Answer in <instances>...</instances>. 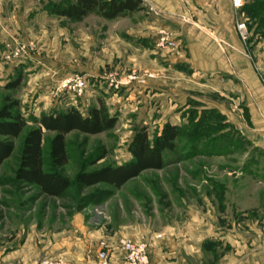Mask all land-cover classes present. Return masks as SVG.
Here are the masks:
<instances>
[{"label":"rangeland","instance_id":"374dc122","mask_svg":"<svg viewBox=\"0 0 264 264\" xmlns=\"http://www.w3.org/2000/svg\"><path fill=\"white\" fill-rule=\"evenodd\" d=\"M57 1L0 0V107L7 96L18 99L28 120L12 156L0 165V264L64 258L59 250L87 233L97 234L98 250L110 238L144 234L159 240L160 251L178 248L184 256L169 262L264 264V148L221 109L207 104L217 99L228 105L210 88L220 86L210 80L217 74L226 77L224 72L192 76V63L178 61L188 57L182 26L197 31L195 48L208 46L205 36L212 34L224 3L178 0L182 8L177 15L174 1L167 11L145 2L144 11L128 17L75 20L49 14V4ZM231 12L235 26L244 18L250 29L249 40H241L245 47L264 43V0H244L241 10ZM213 41L219 48L227 46L221 36ZM146 64L153 69L145 71ZM179 71L187 75L185 90L180 91V77L153 86L176 89L181 100L171 95L158 100L161 92L152 90L148 79L163 73L179 76ZM77 76L85 79L81 95L65 87ZM18 77L17 89L4 87ZM101 100L117 116L116 126L99 134L69 133L64 167L52 164L54 133L44 131L45 169L72 182L62 196L46 195L17 178L24 137L37 126L35 119L70 107L87 114ZM167 123L178 125L180 135L174 151L164 153L163 168L145 170L118 189L77 182L81 172L131 160L135 133L146 130L153 141ZM57 248L58 253L48 252Z\"/></svg>","mask_w":264,"mask_h":264},{"label":"trees","instance_id":"16d2710c","mask_svg":"<svg viewBox=\"0 0 264 264\" xmlns=\"http://www.w3.org/2000/svg\"><path fill=\"white\" fill-rule=\"evenodd\" d=\"M145 8L144 0H61L50 3L48 12L54 16L75 20L91 15L114 20L134 15ZM21 83L22 77H18L4 87L17 89ZM117 122V116L110 113L102 100L97 106L90 108L87 114L75 107L42 114L35 119L37 126L28 129L25 134L17 178L38 187L46 195L62 196L71 187L72 182L58 171L45 169L44 131L54 133L50 150L52 164L55 167H64L69 162L66 138L69 133L79 131L99 134L113 129ZM27 126L28 120L21 112L20 100L7 96L0 107V165L12 156L16 147L15 140L24 134ZM179 135L180 127L170 123L165 124L153 141L146 130H139L129 145L131 160L120 165H107L91 172H81L77 176V182L84 186L107 184L113 188H121L145 170L163 168L164 153L174 151ZM103 155H100L98 160L102 159Z\"/></svg>","mask_w":264,"mask_h":264},{"label":"crops","instance_id":"0c3cea01","mask_svg":"<svg viewBox=\"0 0 264 264\" xmlns=\"http://www.w3.org/2000/svg\"><path fill=\"white\" fill-rule=\"evenodd\" d=\"M145 2L158 7L160 10L167 11L171 9L173 1L175 2V14L181 12L182 4L178 0H144ZM216 1L213 2V4ZM224 3V7L220 10V16L216 18V22L213 24V31L209 37L205 36L206 47L197 45L193 46L194 41H196V30L189 32L187 30L188 25L185 24L182 26L181 30L186 42L185 46L187 47L186 53L188 57L184 56L178 57V61L187 60L192 63L191 68L194 69V72L191 74L198 75L201 78H204L208 74L214 73L217 74L221 70L224 72L226 77H220L214 75L215 77L210 82L219 83L218 88L210 87L217 91L220 94V97L224 98V101L228 104L219 100H212L207 103L209 107H217L221 109L228 117L229 121L237 124L242 129L243 133L247 137L251 138L257 145L264 148V43L257 41L256 43H249L247 47L241 42L239 33L236 29V26L232 20V0H220ZM212 4V5H213ZM189 28V27H188ZM207 34V33H206ZM200 37L203 33H199ZM205 35V33H204ZM223 37L226 47H218L215 42H212V39L215 36ZM203 37V36H202ZM210 43V47H209ZM192 46L194 48H192ZM146 67L149 68L148 64ZM145 67V68H146ZM144 68V67H143ZM143 70L142 68H140ZM149 68L145 71H150ZM155 69V68H154ZM158 69L159 66H158ZM144 71V70H143ZM162 71V70H161ZM190 75V76H191ZM183 71H179V76L176 75H167L163 73L158 75L155 78L148 79V82H151L152 90H159L161 92L160 98L158 100L166 99L165 95H171L174 100H181V92L178 93L176 89L166 90L160 87H155L156 83H165L170 84L176 78L180 77V91L185 90L186 81ZM220 78V79H218ZM209 82V81H208ZM214 84V86H215ZM200 85H202L200 83ZM184 88V89H183ZM200 88H192V90H198ZM149 91V90H148ZM135 94H130L129 98L133 99L132 96ZM141 103V102H140ZM143 105V104H142ZM225 110V111H224ZM77 224L82 230V224L80 218H77ZM85 229V226L83 227ZM129 235V233H128ZM97 234L87 233L83 238L74 239V241L68 243L67 249L48 251L49 253H58L57 255L63 256L64 258H74L79 260L80 264H97L98 249L96 248L95 241ZM135 242H146L149 245V255L153 264H179L178 261L169 262L167 259L173 257L178 259H184V256L180 251L169 249L167 252L160 251L159 246L161 245L159 240L153 237L151 240L149 235H131L130 237ZM110 246L113 250V257L116 261H121L122 253L119 247V242L122 237H113L110 238ZM95 244V245H94ZM65 244H63V247ZM83 245H85L83 247ZM60 247V246H59ZM89 248V249H88ZM83 252V253H82ZM87 253V257H85ZM188 253V252H187ZM226 259V256L225 258ZM223 259V260H224ZM226 261V260H225ZM235 264H238V261ZM228 263V261H227ZM231 264V263H228Z\"/></svg>","mask_w":264,"mask_h":264},{"label":"built area","instance_id":"2783aa9c","mask_svg":"<svg viewBox=\"0 0 264 264\" xmlns=\"http://www.w3.org/2000/svg\"><path fill=\"white\" fill-rule=\"evenodd\" d=\"M244 5V0H232V6L235 11L242 9ZM236 29L239 33V37L242 42L246 43L250 36V29L244 18L237 20ZM137 77L131 78L135 80ZM74 82L72 85L71 82ZM69 83V85H68ZM72 88L81 95L86 84L85 79L81 76L75 77V79H69L65 87ZM119 247L122 253L121 261H116L113 257V250L108 242H102L98 250L97 264H153L149 255V245L142 242H135L132 239L122 238L119 242ZM40 264H73L61 257H47L44 258Z\"/></svg>","mask_w":264,"mask_h":264}]
</instances>
